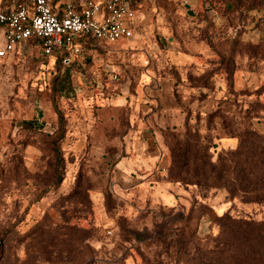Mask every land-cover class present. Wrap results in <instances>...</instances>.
Here are the masks:
<instances>
[{"label":"rangeland","instance_id":"1","mask_svg":"<svg viewBox=\"0 0 264 264\" xmlns=\"http://www.w3.org/2000/svg\"><path fill=\"white\" fill-rule=\"evenodd\" d=\"M210 3L216 15L206 18L204 5L193 17L181 1L135 0L126 45L100 41L68 64L32 41L0 58V264H264V202L194 184L179 196L169 177L170 148L180 157L186 139L215 161L246 128L264 136V13L226 21L220 0ZM226 36L229 73L234 51L243 56L222 93L212 80L210 96L187 111L190 98L157 87L153 49L172 60V38L190 51L194 39ZM206 76L197 83L208 85ZM141 130L157 138L159 157L129 175L116 164Z\"/></svg>","mask_w":264,"mask_h":264},{"label":"built area","instance_id":"2","mask_svg":"<svg viewBox=\"0 0 264 264\" xmlns=\"http://www.w3.org/2000/svg\"><path fill=\"white\" fill-rule=\"evenodd\" d=\"M135 0H18L0 10L4 43L0 58L20 44L33 41L42 56L70 63L71 56L85 58L90 45L128 39L134 31ZM106 71L112 79L117 73Z\"/></svg>","mask_w":264,"mask_h":264},{"label":"trees","instance_id":"3","mask_svg":"<svg viewBox=\"0 0 264 264\" xmlns=\"http://www.w3.org/2000/svg\"><path fill=\"white\" fill-rule=\"evenodd\" d=\"M201 1L202 5H204L202 11L204 16L206 18L210 17L206 15V11L210 9L215 10L214 4H211L210 0ZM246 1L248 0H220V8L222 4V12L227 17L226 21H228L229 12L235 11L245 15L248 9L259 7L263 2L261 0H249V4L244 5L243 3ZM224 27L228 28L229 25H225ZM231 28L233 29V27ZM237 34V38L239 39L241 31L237 30ZM226 39L227 36L220 37L216 41L213 40L212 37L206 39L211 41L212 49L215 53L211 68L202 71L200 74L201 76L203 73H207L204 81H207L208 85H206V83L202 85L198 84L196 81L198 78L193 77L190 78L192 83L198 86H204L206 89H210L209 91H212L213 89L210 85L212 80L215 81L222 75L224 83L223 89L225 90L224 87L227 86L228 77H231V80L234 79L233 71L235 67H237L236 62H238L243 55L239 50L234 51L235 57L232 62L235 66L233 67L232 73H229L226 64L232 52L229 54ZM244 44L256 45L255 42H244ZM90 48L98 49V47H95L93 44L90 45ZM253 56L254 54L249 55L250 60L254 59ZM217 72H219V74ZM209 75L213 78L209 79ZM215 84L213 86L216 92L218 90H216ZM207 92L203 96L197 94L195 98L200 96L205 98L206 94L210 96L211 92ZM176 96L178 97V95ZM186 109L189 111L188 107ZM237 137L239 139L237 147L221 153L215 161L211 159V155L206 149L207 147L201 149V153L190 152L187 148V139L183 142V147L181 148L182 154L180 157H178L180 147L176 149L177 145H173L170 148L172 159L169 168V177L175 180L174 182L185 186L194 184L203 187L205 190L209 188H224L231 198L239 197L243 202H264V136L252 128H246L242 133L237 134ZM190 166L192 168L188 169ZM184 168L186 170L183 172L182 169ZM168 181L172 180L168 179Z\"/></svg>","mask_w":264,"mask_h":264},{"label":"crops","instance_id":"4","mask_svg":"<svg viewBox=\"0 0 264 264\" xmlns=\"http://www.w3.org/2000/svg\"><path fill=\"white\" fill-rule=\"evenodd\" d=\"M18 0H12L11 4L4 9L11 8ZM54 2L63 3L66 0H53ZM176 3L180 2L185 6V11L189 16L195 17L198 15L199 11L198 8L202 6L201 0H174ZM229 7V6H228ZM135 9V7H134ZM259 12L264 13V0L261 6L250 8L247 10L250 16L258 14ZM206 15L208 16H215L216 12L213 9L207 10ZM141 16V15H140ZM138 21V15H135L134 12V26ZM222 22H220L221 24ZM224 24V23H223ZM225 26V25H224ZM162 31V30H161ZM3 35V30H2ZM171 39V38H170ZM126 40L123 43L126 45L128 39H120ZM173 41L177 43V50H174L175 59H170L167 55L163 58H160L161 55L160 51L153 49L154 53V63H153V70H154V80L157 84V87L163 90H168L171 94H176L181 99L185 100L186 98L189 99L188 108L193 110V106L195 105V95L202 94L209 91L210 89H206L204 86H198L195 83L190 81V78H198L202 71H205L208 68H211L212 62L215 56V53L212 49L211 41L206 39H194L192 42H189V47L192 48L190 51H186L182 48L181 41L172 38ZM242 40V38H241ZM119 41V40H118ZM155 41V40H154ZM4 43V42H3ZM179 43V44H178ZM21 45V44H20ZM160 48L157 41L153 44ZM80 56V55H76ZM172 58V57H171ZM203 59V63H199L198 59ZM237 64V62H236ZM171 70H168V69ZM238 68L235 67L233 71V78L236 79V72ZM213 77L209 75V79ZM218 82H216L215 87L218 92L222 93L223 89V79L222 75L218 77ZM152 88L150 86H146L145 90L149 91ZM146 91V92H147ZM203 102H205L203 100ZM191 104V105H190ZM184 110V108H183ZM182 110V111H183ZM146 123V124H145ZM145 125L148 126V120H145ZM132 142L129 144V150L131 152H126L127 155L125 157H120L117 161L116 168L122 170L126 174L135 173L137 170L142 168L151 167L152 164H155L158 159V149L157 146V138L153 136L148 130H141L139 135H134ZM160 143V142H159ZM131 147V148H130ZM144 174V173H143ZM155 174V169L153 172L149 173L147 176H144L142 180H146L147 178L151 177ZM174 185V192L176 195L182 196V194H178V187L181 184L173 183ZM170 189V187H168ZM164 192L170 193L167 191L166 187L161 188Z\"/></svg>","mask_w":264,"mask_h":264}]
</instances>
